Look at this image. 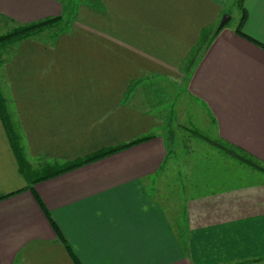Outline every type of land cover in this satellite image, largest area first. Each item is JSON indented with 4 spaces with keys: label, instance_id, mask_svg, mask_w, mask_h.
<instances>
[{
    "label": "crops",
    "instance_id": "obj_1",
    "mask_svg": "<svg viewBox=\"0 0 264 264\" xmlns=\"http://www.w3.org/2000/svg\"><path fill=\"white\" fill-rule=\"evenodd\" d=\"M74 1L0 0L13 29L75 8L4 67L26 158L40 169L154 138L30 190L0 115V264H264V173L217 154L161 177L172 88L264 166V0Z\"/></svg>",
    "mask_w": 264,
    "mask_h": 264
},
{
    "label": "rangeland",
    "instance_id": "obj_2",
    "mask_svg": "<svg viewBox=\"0 0 264 264\" xmlns=\"http://www.w3.org/2000/svg\"><path fill=\"white\" fill-rule=\"evenodd\" d=\"M64 2L66 6H70L67 7V9H70L74 5L75 1L64 0ZM237 2L241 7L240 9L242 12L243 6L241 4V1L237 0ZM73 9L75 10V8ZM69 14L70 12L68 13V15ZM227 17H229V19L231 18L230 15H228ZM67 18H63L61 23L45 27L38 32L32 33L27 38L42 41L54 40L58 35L62 34L70 28L71 20L67 22ZM18 27L19 26L16 25L13 29L12 26L5 24L2 21L0 22V91L6 101L10 100V98L7 99L8 95L7 89L5 87L4 67L8 60L12 57L13 53L17 50L18 45L20 44L21 40H23V38L4 40V37L12 34V32ZM163 90L164 89H161V92ZM170 90H173V95H176V103L174 105L176 112L175 115H171L170 120L168 119L167 128H165L161 133L164 135L167 141V147H169L171 151L170 155L167 157L168 162L165 169L161 173V177L174 176L173 179H176L177 181L178 178L175 177L183 176L188 173L190 175L191 168H187L188 166L186 167L184 165H190L195 160L206 156L214 157L217 154L218 156L222 154L225 156V158H231L230 156L224 154L220 149H217L211 143L207 142L210 141L214 143H220L216 139V132L214 129L215 126L211 122L209 113L206 108L197 100L190 98L186 92V89L181 90L179 88H176V90H174L172 88ZM146 91H149V93L151 94L152 89H145V95ZM172 100L173 97H170L168 103L172 102ZM165 105H167L166 102ZM8 106H11V103ZM194 133H197V136ZM164 181L165 180H163V182ZM163 182L162 185L165 186L166 182ZM171 184L173 185L172 182ZM177 186L178 184L176 183L174 189ZM180 202V198H178L177 196V206Z\"/></svg>",
    "mask_w": 264,
    "mask_h": 264
},
{
    "label": "trees",
    "instance_id": "obj_3",
    "mask_svg": "<svg viewBox=\"0 0 264 264\" xmlns=\"http://www.w3.org/2000/svg\"><path fill=\"white\" fill-rule=\"evenodd\" d=\"M240 1L242 4L243 0H240ZM74 12H75L74 9L70 12L67 18V22H69ZM244 17L242 19L241 25L243 24V21L245 19ZM62 20H63L62 17L54 18V19L42 21L40 23H35L32 25L18 27L16 28V30L12 32V34L5 36L4 40L15 39V38H20V39L23 38V40L28 39L27 37L30 36L32 33L38 32L45 27L55 25L57 23H61ZM237 32L243 35L240 27H239V30H237ZM0 115H1V119L3 121L4 127L7 131L9 141L15 153L20 172L25 178V180L28 182L30 190H33L34 186L38 184L39 182L53 179L67 172H70V171L79 169L83 166L89 165L91 163L97 162L108 156L121 152L127 148H130L132 146L149 141L150 139L154 137V136H147V137L138 139L136 141H133L131 143H127L125 145H121L118 147H114V148H110V149H106V150L94 153L88 157H85L83 159H79L77 161L70 162L64 165H45L41 167L40 169H36L32 166V164L29 162V160L25 156V153L22 147V139L16 132V128L11 120V115L9 113L7 101L2 95L1 91H0ZM194 134L197 136V133H194ZM207 142L211 143L217 149H220L224 154L230 156L231 159L240 162L242 165H245L246 167L252 170L264 173V166L259 161H257L253 156L243 151L242 149L226 145L225 143H214L210 141H207ZM169 155L170 153L168 152L167 157Z\"/></svg>",
    "mask_w": 264,
    "mask_h": 264
},
{
    "label": "water",
    "instance_id": "obj_4",
    "mask_svg": "<svg viewBox=\"0 0 264 264\" xmlns=\"http://www.w3.org/2000/svg\"><path fill=\"white\" fill-rule=\"evenodd\" d=\"M228 20L229 17L225 16L218 27V32L221 31L227 25Z\"/></svg>",
    "mask_w": 264,
    "mask_h": 264
}]
</instances>
